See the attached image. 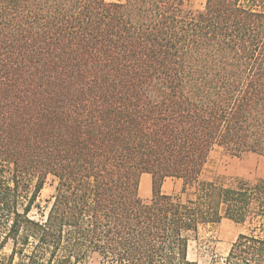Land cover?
<instances>
[{"label":"trees","instance_id":"1","mask_svg":"<svg viewBox=\"0 0 264 264\" xmlns=\"http://www.w3.org/2000/svg\"><path fill=\"white\" fill-rule=\"evenodd\" d=\"M215 148L264 157V0H0V263L196 264L200 230L264 229V180L201 179ZM222 264H264V236Z\"/></svg>","mask_w":264,"mask_h":264},{"label":"rangeland","instance_id":"2","mask_svg":"<svg viewBox=\"0 0 264 264\" xmlns=\"http://www.w3.org/2000/svg\"><path fill=\"white\" fill-rule=\"evenodd\" d=\"M185 1L189 9L197 11L203 9L206 0ZM200 177L202 180L225 184L233 180L248 182L264 180V157L250 152L233 156L220 148H215L210 152ZM141 179H146L147 184L143 188L139 184V197L142 201L148 202L151 197L150 176L144 174ZM55 186L56 180L48 177L37 199L39 210L34 209L32 211L35 218L39 219L41 215L47 213L55 192ZM181 190L182 181L178 179L164 180L161 188L165 195L179 196L185 199L188 192L182 194ZM252 232L264 236V229L255 221H248L244 225H239L222 219L219 224L200 230L196 240L192 239L189 242L188 260L196 264H222L237 236ZM3 253L4 255L8 254L9 249L6 248ZM82 264L102 263L97 255H91Z\"/></svg>","mask_w":264,"mask_h":264},{"label":"bare ground","instance_id":"3","mask_svg":"<svg viewBox=\"0 0 264 264\" xmlns=\"http://www.w3.org/2000/svg\"><path fill=\"white\" fill-rule=\"evenodd\" d=\"M146 184H147V180L146 179L145 180L144 179L140 180V187L143 188Z\"/></svg>","mask_w":264,"mask_h":264}]
</instances>
